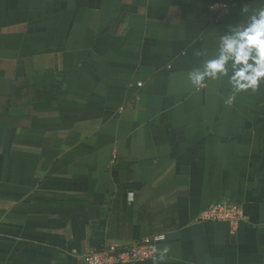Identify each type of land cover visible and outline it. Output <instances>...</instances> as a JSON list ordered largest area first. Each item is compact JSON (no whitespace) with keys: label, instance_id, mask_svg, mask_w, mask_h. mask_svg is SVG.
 I'll use <instances>...</instances> for the list:
<instances>
[{"label":"crops","instance_id":"crops-1","mask_svg":"<svg viewBox=\"0 0 264 264\" xmlns=\"http://www.w3.org/2000/svg\"><path fill=\"white\" fill-rule=\"evenodd\" d=\"M243 2L0 0V264L159 234L134 264H264V84L188 80Z\"/></svg>","mask_w":264,"mask_h":264},{"label":"clouds","instance_id":"clouds-1","mask_svg":"<svg viewBox=\"0 0 264 264\" xmlns=\"http://www.w3.org/2000/svg\"><path fill=\"white\" fill-rule=\"evenodd\" d=\"M239 21L229 25L220 36L211 58L188 73L193 87H200L207 80L227 77L231 94L225 103L232 104L237 94L256 92L264 84V0H245L239 8ZM169 251L160 252L163 257Z\"/></svg>","mask_w":264,"mask_h":264},{"label":"built area","instance_id":"built-area-1","mask_svg":"<svg viewBox=\"0 0 264 264\" xmlns=\"http://www.w3.org/2000/svg\"><path fill=\"white\" fill-rule=\"evenodd\" d=\"M214 3L211 8L218 7ZM245 214L240 204L231 199H221L211 203L200 213L198 221H225L231 227L245 220ZM162 234L146 237L139 241L126 244H110L100 248H87L81 253L74 252L76 264H134L155 259L156 243L162 240Z\"/></svg>","mask_w":264,"mask_h":264},{"label":"trees","instance_id":"trees-1","mask_svg":"<svg viewBox=\"0 0 264 264\" xmlns=\"http://www.w3.org/2000/svg\"><path fill=\"white\" fill-rule=\"evenodd\" d=\"M98 248H100V247H98Z\"/></svg>","mask_w":264,"mask_h":264}]
</instances>
